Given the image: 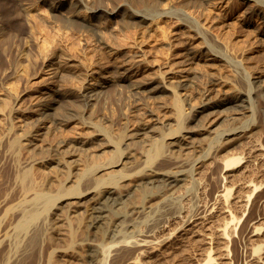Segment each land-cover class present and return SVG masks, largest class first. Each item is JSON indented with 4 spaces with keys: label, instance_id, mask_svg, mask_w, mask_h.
Returning <instances> with one entry per match:
<instances>
[{
    "label": "rangeland",
    "instance_id": "obj_1",
    "mask_svg": "<svg viewBox=\"0 0 264 264\" xmlns=\"http://www.w3.org/2000/svg\"><path fill=\"white\" fill-rule=\"evenodd\" d=\"M154 1L124 0L126 5L117 15L111 6L120 5L122 0H0V264H86L89 249L94 264H112L116 259L132 257L133 241L164 224L170 213L192 215L203 211L206 202L210 203L217 176L216 167H204L206 163L198 166L205 171L198 180L190 178L175 195L154 197L148 213L143 210L129 216L131 207L144 206L159 193L155 187H132L144 171L141 164L145 155H149L147 165L155 169L169 170L172 166L171 160L161 157L166 152L162 145L150 152L130 140L140 126L152 124L156 128L158 135L152 141L156 145L170 142L174 137L167 134L176 132L180 125L185 126L182 134L196 126L187 118L202 102L242 90L249 95L251 112L236 122L223 123L217 130L248 121L264 129V95L254 93L253 83V77L264 76V37H249L248 30L238 25V18L250 15L242 5L244 0H233L228 7H221L222 0H215L208 6L209 14L221 12L231 23L211 33L206 22L209 15L200 12V3L161 0L164 5L158 11L144 14L141 9ZM251 15L257 28L264 31V13L255 10ZM142 16L162 17L159 27L153 29ZM227 36L230 47L236 45L238 51L228 47L224 41ZM185 47L206 58L218 54L228 61L221 64L224 66L217 62L214 66L218 68H214L201 58L191 65L187 77H168L171 70L183 67ZM141 49L148 52V57L138 61L133 54ZM122 64L134 68V74L125 80L104 83L97 75L102 66L114 71ZM220 74L224 79L220 80ZM138 82L151 84L136 95L140 92ZM85 87L94 88L93 94L100 99L94 101L91 91H83ZM43 92L47 93L45 99ZM214 117L208 119L201 114L197 126L210 124ZM40 123L47 127L43 136L30 138L31 142L23 140L28 130L39 129ZM218 131L193 138L189 134L181 142L185 145L193 141L199 146L200 153L194 155H215ZM85 139L90 142L82 143ZM62 141L79 155L52 149ZM103 141L112 146L99 153L98 164H111L117 159L123 163H112L111 168L94 175L92 148ZM122 151L128 155H121ZM90 177L97 179L93 180L96 190L98 180H107L117 187L112 190L118 196L131 191L120 205L106 203L105 219L99 228L89 227L85 205H76L75 214L69 210L70 202L80 200L72 194L91 188ZM200 180L211 186L205 195L199 192ZM116 218L123 222L113 228L111 223ZM178 256L181 253L168 258L170 264L179 261ZM168 261L155 260L153 264Z\"/></svg>",
    "mask_w": 264,
    "mask_h": 264
},
{
    "label": "bare ground",
    "instance_id": "obj_2",
    "mask_svg": "<svg viewBox=\"0 0 264 264\" xmlns=\"http://www.w3.org/2000/svg\"><path fill=\"white\" fill-rule=\"evenodd\" d=\"M81 1L83 2V0ZM85 1L93 2L94 0H84V2ZM167 1L170 2L172 0ZM189 1L192 5H194L195 2L196 4L200 3L199 6L201 7V11H199L203 14L206 13L209 15L208 19L206 20V22L208 21L209 27L208 29L206 27V29L210 33L215 31L217 28L221 29L231 24L228 16L225 14L223 15L221 12L210 11L211 13L209 14L207 11V9H209L208 6L214 4L215 0ZM232 1L233 0H222L219 2V4H221V7H228ZM122 2L120 5L118 4L119 6L116 4L111 6L112 8H115L114 10H117V15L120 14V7L126 5H124V0H122ZM154 2L155 3L153 5L141 9L146 12L144 14L150 13L151 11H158L159 7L164 5L161 0H155ZM87 5L88 3H86V6ZM242 5L247 7L250 15L245 17L241 16L238 18V25L244 27L243 29L248 30L247 33L249 37L254 39L263 38L264 31L257 28V24L254 23L253 15L251 14H253L255 10L264 13V0H244ZM134 15L136 16V14ZM142 18L149 20L150 25L154 27L153 29L159 27L160 18L162 19V17L156 16H153L152 18H146L142 16ZM182 25L189 27L188 25ZM180 35L182 36L183 34ZM185 38H187V36ZM219 38L221 37L219 36ZM101 39L102 38H100V40ZM224 41H226L228 47H230V36H227L226 40L224 38ZM186 45L187 43L185 46ZM231 47L236 51L239 50L236 45ZM234 50L231 49L230 51L236 53ZM190 51V48H183V67L174 71L171 70L168 73V77L173 78L175 74L187 77L189 71L192 69L191 65H193L196 60L206 58L204 57L205 55L200 56L196 52ZM133 55L135 58H139L138 61H140L141 59L145 60L148 57V52L146 53L145 50L141 49V51L137 53L135 52ZM211 56L212 57L209 56L206 58V62L212 66H214L217 62L218 65H221L224 61H228L226 58L218 54H212ZM132 57L130 58L133 59ZM216 67L214 66V68ZM215 70L216 69H214L213 72L214 74ZM97 73L98 77L104 83H110L116 79L121 81L129 78V75L132 76L134 74V68L129 64H122L117 66L114 71H110L108 67L102 66ZM213 73L211 75H213ZM216 73L218 72L216 71ZM55 74L53 75L56 76L57 74ZM217 75L218 74L215 76ZM76 76L78 77V75ZM219 77L220 80L224 79L222 75ZM216 78L218 77H215V79ZM253 80L255 89L254 93L260 92L264 95V76L258 75L253 77ZM225 83L227 84L228 82L226 81ZM92 84L93 83H90L89 85ZM150 84L151 83L138 82L137 86H140L137 87V90L140 92H138L136 95L144 93V91L150 87ZM140 88H143L144 91H141ZM83 91H91V98L94 101L100 99L97 93L93 94L95 91L94 88L85 87ZM43 93L45 95L43 98L45 99L47 93ZM84 96L87 97V95ZM247 96L249 95L242 90H233L231 96L229 95L223 97L216 95L205 100L198 108H195V110H193L190 116L187 118L189 122H192L193 124L196 123V126L190 127L188 130H185L187 132L186 134H182L185 126L184 124L180 125L179 123L180 127L179 129L175 130L176 132L173 131L174 133L171 132L167 134V136L172 135V137H174L170 142H162V144L158 143L156 145V143L152 142L153 139L158 135L156 128L154 126L151 127L152 124H150L151 126L148 124L149 126L146 125L145 127L138 125L140 128L130 135V140H132V142L135 144H141V146L145 147V151L148 150L150 152L153 151L158 145L161 148L162 145V148H166V152L161 157H163L164 160H171L172 166L169 170L155 169V167H152L150 164L147 165L149 155H145L146 159L141 164L144 165V171L142 174L137 176L139 179L136 180V183L133 184L132 187H155L159 189V193L152 195L144 204V206L131 207L129 214L130 217L138 215L143 210H146V213H148V209L152 208L149 203L154 197L163 198L169 193L175 195L190 178L198 180L204 171L201 170V166L198 167L200 163H206L204 164V167L207 165H214L217 169V176H215L211 171L212 169L207 170L212 172L211 174L214 175L213 181H215V179L216 181L214 182L215 186L213 187L212 193L210 194V203L206 202L207 205L203 211L192 215H183L184 212L182 211L178 213L174 212L175 214L172 215H170V213V218L165 221L164 224H159L158 228H153V232H148L150 234L142 235L133 241V244L130 246L135 248H133L135 254L133 253L134 255H131L132 257L125 260L122 259L120 261L116 259L112 264H153L155 260L158 262H161V260L168 261V258L170 259V257H177L178 253H181V256H178L179 261H172L173 264H264V129L257 122L248 121L241 125H235L229 128L225 127L222 128V130L219 129L220 131L217 130L219 127L224 126L223 123L228 124L233 123L234 121L236 122L240 118L246 116L247 113L251 112V109L248 105L249 99ZM38 97L39 96H37V98ZM42 99L39 100L42 101ZM31 110L32 109H30V111ZM201 114L205 115L206 118L210 116L216 117H214V119L211 118L210 120L213 119L211 122L210 120L208 121L210 124L204 123L202 126H197L198 117ZM31 120L32 119L29 121L31 122ZM207 124L209 125L207 126ZM227 124L225 125L228 126ZM38 128L39 129L35 130L30 128L23 140L31 142L32 138L42 137L44 130L47 129V127L40 123ZM216 131H218L217 135L220 139L217 146L219 148H216L217 152L215 155H211L210 153L207 155L202 154L197 156L199 152V146L194 144L193 141L189 143L187 142L185 145L181 142L182 140H186V137L189 134L190 138H193L194 136L200 137L213 134ZM97 135L100 136L102 134ZM164 139L165 137H162V140ZM89 142L90 141L88 139L82 141L84 144ZM66 144L67 143H65V141L55 143L52 145V149L57 152L66 151L71 156L79 155V152H77L76 149H73L70 145L66 146ZM110 146H112L110 142L103 141L95 148L91 147L93 149L91 158H93V161L96 162L94 175L102 173L108 168H111L112 163H115L114 165H121L123 163V161L121 162L119 159H117L113 160L111 164H98L97 161L100 159L99 153L106 151ZM195 153L197 154L194 155ZM121 155L127 156L128 153L122 151ZM189 169H192V173H190ZM118 176H122L126 178V180L130 179L127 178V174H120ZM93 180L97 179L90 177L89 182L91 181V188H86L81 192L72 194V198H80V200L76 201V203L70 202L71 206L69 207V210H71V214H75L77 212L75 209L76 205H85V211L88 213L87 218L89 227L99 228L105 219L106 203L120 205L124 202L123 199L129 196L131 191L125 192L118 196L112 190L117 189V187L109 184L107 180H98L97 188L99 190H96V186L93 185ZM210 187L211 186L208 182L200 180V194H207ZM63 197L66 198V196ZM166 205L168 206L169 204ZM168 211L166 210V212ZM117 222H120L121 224L123 220L121 218H116L112 221L111 226L113 228L117 227ZM236 237L239 239H235ZM173 255L174 257H172ZM94 260L95 257L91 255V249H89L86 264H94ZM166 263L167 262H162L161 264Z\"/></svg>",
    "mask_w": 264,
    "mask_h": 264
}]
</instances>
